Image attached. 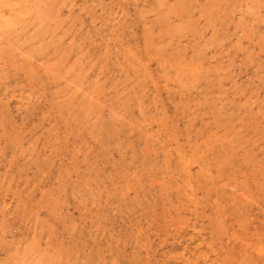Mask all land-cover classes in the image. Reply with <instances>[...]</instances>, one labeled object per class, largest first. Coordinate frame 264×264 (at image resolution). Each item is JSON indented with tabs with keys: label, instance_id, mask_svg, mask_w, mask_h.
<instances>
[{
	"label": "rangeland",
	"instance_id": "obj_1",
	"mask_svg": "<svg viewBox=\"0 0 264 264\" xmlns=\"http://www.w3.org/2000/svg\"><path fill=\"white\" fill-rule=\"evenodd\" d=\"M0 264H264V0H0Z\"/></svg>",
	"mask_w": 264,
	"mask_h": 264
}]
</instances>
